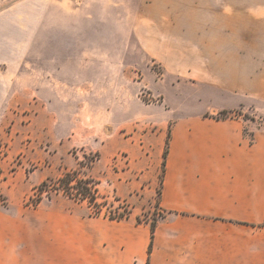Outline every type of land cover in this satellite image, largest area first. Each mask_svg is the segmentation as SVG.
<instances>
[{
    "label": "crops",
    "instance_id": "crops-1",
    "mask_svg": "<svg viewBox=\"0 0 264 264\" xmlns=\"http://www.w3.org/2000/svg\"><path fill=\"white\" fill-rule=\"evenodd\" d=\"M149 1L135 31L151 33L178 84L153 233L135 208L86 217L72 200L33 207L2 193L0 264H264V121L252 114L264 102V0ZM222 112L233 115L212 118ZM142 179L115 173L110 187L150 205L155 177Z\"/></svg>",
    "mask_w": 264,
    "mask_h": 264
},
{
    "label": "rangeland",
    "instance_id": "rangeland-1",
    "mask_svg": "<svg viewBox=\"0 0 264 264\" xmlns=\"http://www.w3.org/2000/svg\"><path fill=\"white\" fill-rule=\"evenodd\" d=\"M150 3L0 0L1 196L70 200L34 189L77 170L96 182L99 216L129 217L135 208L140 222L159 218L167 104L177 102L178 84L151 33L135 31ZM252 110L264 121V102ZM120 172L145 185L155 177L150 205L146 192L116 197L110 181ZM76 203L80 215L95 214Z\"/></svg>",
    "mask_w": 264,
    "mask_h": 264
},
{
    "label": "trees",
    "instance_id": "trees-1",
    "mask_svg": "<svg viewBox=\"0 0 264 264\" xmlns=\"http://www.w3.org/2000/svg\"><path fill=\"white\" fill-rule=\"evenodd\" d=\"M228 113L222 112L216 116H212V118H224L228 117ZM167 152V141H166V149L163 154V164L164 159L166 157ZM44 188H53L56 192H61L65 197L74 202H85L88 207L94 208L96 211L94 215H89L88 217H98L101 211L100 204H97L98 199V191L96 189V182H94L91 178H83L81 176L80 171H73L70 173L63 174L57 180H49V182H43L37 188L34 189V192H42ZM41 196H36V200L30 204V206L36 207L41 202ZM128 216H120L118 218H110V219H123ZM139 222V220H137ZM155 228V222H151V230L152 233Z\"/></svg>",
    "mask_w": 264,
    "mask_h": 264
}]
</instances>
